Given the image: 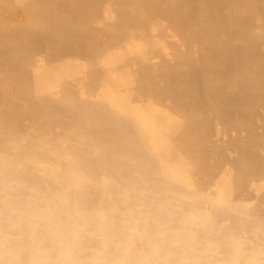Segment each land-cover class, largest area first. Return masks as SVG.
Instances as JSON below:
<instances>
[{"label":"bare ground","instance_id":"6f19581e","mask_svg":"<svg viewBox=\"0 0 264 264\" xmlns=\"http://www.w3.org/2000/svg\"><path fill=\"white\" fill-rule=\"evenodd\" d=\"M35 174L113 264H264V0H0V190Z\"/></svg>","mask_w":264,"mask_h":264},{"label":"clouds","instance_id":"9594fccd","mask_svg":"<svg viewBox=\"0 0 264 264\" xmlns=\"http://www.w3.org/2000/svg\"><path fill=\"white\" fill-rule=\"evenodd\" d=\"M205 186L215 193L216 178ZM93 203L85 190L39 174L0 190V264H113L103 257L115 238L95 223Z\"/></svg>","mask_w":264,"mask_h":264},{"label":"rangeland","instance_id":"374dc122","mask_svg":"<svg viewBox=\"0 0 264 264\" xmlns=\"http://www.w3.org/2000/svg\"><path fill=\"white\" fill-rule=\"evenodd\" d=\"M155 145H156V143H155Z\"/></svg>","mask_w":264,"mask_h":264}]
</instances>
